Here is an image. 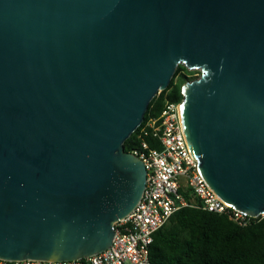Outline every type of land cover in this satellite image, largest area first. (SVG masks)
I'll list each match as a JSON object with an SVG mask.
<instances>
[{
	"label": "water",
	"instance_id": "obj_1",
	"mask_svg": "<svg viewBox=\"0 0 264 264\" xmlns=\"http://www.w3.org/2000/svg\"><path fill=\"white\" fill-rule=\"evenodd\" d=\"M180 65L209 187L264 214V0H0V258L111 247L146 186L124 144Z\"/></svg>",
	"mask_w": 264,
	"mask_h": 264
},
{
	"label": "built area",
	"instance_id": "obj_2",
	"mask_svg": "<svg viewBox=\"0 0 264 264\" xmlns=\"http://www.w3.org/2000/svg\"><path fill=\"white\" fill-rule=\"evenodd\" d=\"M141 128V127H140ZM139 128V129H140ZM153 136L161 149H151L143 139ZM139 149L131 154L146 169L143 195L124 219L114 223V239L106 251L74 261L6 260L0 264H151L150 247L155 234L172 216L185 208L226 216L231 222L247 227L263 220L264 214H246L224 202L209 187L186 140L181 103H168L159 120L150 119L140 129Z\"/></svg>",
	"mask_w": 264,
	"mask_h": 264
},
{
	"label": "trees",
	"instance_id": "obj_3",
	"mask_svg": "<svg viewBox=\"0 0 264 264\" xmlns=\"http://www.w3.org/2000/svg\"><path fill=\"white\" fill-rule=\"evenodd\" d=\"M194 74L184 65L178 66L169 87L150 103L141 128L150 119L159 120L166 104L182 103L183 87L198 79ZM140 129L125 142L126 152L140 148ZM143 140L151 149H161L153 136ZM150 263L264 264V219L240 227L223 215L197 208L182 209L155 234Z\"/></svg>",
	"mask_w": 264,
	"mask_h": 264
},
{
	"label": "rangeland",
	"instance_id": "obj_4",
	"mask_svg": "<svg viewBox=\"0 0 264 264\" xmlns=\"http://www.w3.org/2000/svg\"><path fill=\"white\" fill-rule=\"evenodd\" d=\"M190 72H192V73H195L194 75H195V77H200L201 76V71H190Z\"/></svg>",
	"mask_w": 264,
	"mask_h": 264
}]
</instances>
